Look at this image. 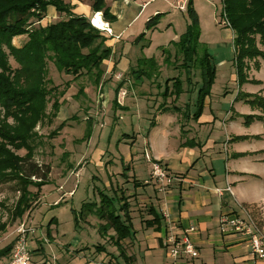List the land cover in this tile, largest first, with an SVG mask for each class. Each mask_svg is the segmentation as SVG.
<instances>
[{
  "label": "rangeland",
  "instance_id": "obj_1",
  "mask_svg": "<svg viewBox=\"0 0 264 264\" xmlns=\"http://www.w3.org/2000/svg\"><path fill=\"white\" fill-rule=\"evenodd\" d=\"M188 2L189 0L187 5ZM192 3L199 17L200 40L206 44L216 66L211 89L214 103L210 111L214 110L218 118L215 124L200 125L191 122L187 129L198 131L203 143L211 136V139L217 141L218 149H222V152L228 134L237 137L248 134L249 131L255 133L253 138L259 142L233 141L232 144L235 142L239 144L234 146L230 143V153H233V147L238 149L254 147L250 144H259L264 148V141L260 140V133L264 131L263 121L255 120L246 125L244 117H241L242 114H261L259 107L240 100L234 104L239 93V85L236 81L237 69L232 60L233 34L227 25L226 17L222 15L223 2L192 0ZM47 12L50 16L56 13L51 5L47 7ZM186 12L183 13L173 7L170 13L176 14L178 20L174 28L166 32H162L165 27L154 30L150 28V34L145 38L137 42L125 41L113 47L110 58L103 65L104 74L100 83L95 81L94 74L82 75L74 80L71 75L60 72L54 64L49 63V76L53 83L59 86L56 96L61 105L55 118L50 117L37 128L40 138L37 140L35 159L51 165L50 179L40 188L30 187L40 196L33 199L31 208L22 217H16L14 214L18 198L21 196L18 185L13 181L0 184V250L15 243L19 236L18 228L25 223L28 227L35 228L28 237L27 246L36 262L126 264L120 257L115 260L109 259L110 256L105 252L107 250L101 253L97 251L96 243L101 244L98 227L85 224L81 220L77 222V214L84 201H95V196L99 199V191L115 188L118 181L125 178L122 175L124 171L133 172L132 166L141 179L149 178L150 163L146 159L147 151L151 155L148 150L149 141L157 151L170 153L177 149L181 150L178 145L182 137L180 128H185L188 120L183 117V113H175L173 110L158 113L164 99L162 97L158 99L159 94L156 91L161 88L164 90L167 79L178 75L185 79L184 72L176 67L182 56L175 57L176 47L171 42L178 41L186 31V22L190 21L188 11ZM45 23L46 19L41 22L42 25H46ZM153 31L154 35H151ZM24 40L25 36H21L14 42L18 44ZM159 45H167L171 49L172 61L176 60V64L167 66L164 63L162 49L157 48ZM258 46L261 48L260 43ZM154 55L163 68L160 88H155L148 81L143 84L141 79L133 77L137 73L133 75L131 73L137 66L139 58ZM107 61L113 63L111 69ZM248 74V81L241 87L242 92L264 97V59L249 61ZM129 77L131 81L128 82ZM193 80L199 82L200 74L197 73ZM185 86L188 87L187 84ZM147 91H151L152 96H145ZM193 91L185 95L186 101L193 100ZM62 92L65 94L62 95ZM51 106L52 102L49 103V112L52 110ZM227 112H233V116L241 118L232 120V116H227L226 119L232 121L225 124L223 118ZM186 137L183 138L188 139L190 136ZM182 146L195 149L196 152L194 167L177 169L184 172V175L206 170L205 163L209 164L211 157H218L220 152V150L209 152L210 157H206L199 145ZM26 152L23 149L19 154L25 155ZM254 166V174L261 176L263 180L248 185L247 191L252 197L263 199L259 200L262 205L253 204L244 208L264 233V162H254ZM118 173L124 178L118 177ZM132 186L134 187V183ZM91 220L94 222L96 219L93 216ZM135 221L138 225V218ZM103 235L101 234L102 238L108 237V234ZM106 244L111 245L115 253L118 252L109 241ZM98 253L107 256L106 261ZM6 263L7 258H3L0 264Z\"/></svg>",
  "mask_w": 264,
  "mask_h": 264
},
{
  "label": "trees",
  "instance_id": "obj_2",
  "mask_svg": "<svg viewBox=\"0 0 264 264\" xmlns=\"http://www.w3.org/2000/svg\"><path fill=\"white\" fill-rule=\"evenodd\" d=\"M222 2V15L235 32L234 63L238 85L241 87L248 81L249 61L264 59V0ZM50 5L58 13H65L67 18L42 25L41 21L46 17L47 7ZM93 8L104 10L106 17L110 15L104 0H96ZM71 9L72 5L65 0H0V184L13 181L19 187L21 196L15 207L16 217H22L31 208L33 199L40 196L30 187L40 188L50 179L51 165L35 159L37 140L40 138L37 128L50 117L55 118L61 105L56 96L59 86L54 84L49 76V63L54 64L60 72L71 75L74 80L82 75L94 74L95 81L100 83L104 74V62L112 54V47L107 44L108 38L103 32L94 27L90 19L73 13ZM187 11L190 22L186 31L178 41L171 42L176 47L175 57L182 56L176 67L184 72L185 79L180 75L167 79L165 88L160 93L164 99L160 110L181 111L186 119L192 117L198 120L203 114L206 98L211 94L216 66L206 44L200 40V22L192 0L188 2ZM159 18V15L152 17L147 22L148 29L156 27ZM21 36H25V40L16 44L14 40ZM143 37L145 33L136 41ZM159 48L162 49L161 54L164 55V63L167 66L177 63L176 60L172 61L170 48ZM161 67L155 57H141L131 73H137L133 77L139 79L145 77L153 80L161 74ZM197 73L200 74V85L193 80ZM171 81L172 84L169 85ZM198 85L196 107L191 114L187 104L180 107L176 103L183 94L191 93ZM64 94L62 92V95ZM169 98H173L172 107L166 103ZM236 100L255 105L261 111V114L241 115L246 125L255 120L264 123V97L239 91ZM50 102L51 112L48 111ZM248 138L249 136L243 135L231 140ZM184 145L198 144L194 140H187ZM23 149L27 151L26 154H19ZM245 155L248 153H235L234 157ZM122 175L128 178L126 171ZM133 183L134 188L143 185L137 179H134ZM128 191L129 188L120 185L110 189L109 193L99 191V200L83 203L76 220L78 222L88 216H96L103 221L99 224L100 234L107 236L108 232L113 230L111 243L120 252L126 264H133L134 259L127 255L124 248V241L136 234L130 202L132 196ZM149 213L153 219L145 221L147 227L154 225L161 218L153 205L149 207ZM13 246L14 244H11L0 250V263L3 258H8ZM105 250V246H97L99 253Z\"/></svg>",
  "mask_w": 264,
  "mask_h": 264
},
{
  "label": "crops",
  "instance_id": "obj_3",
  "mask_svg": "<svg viewBox=\"0 0 264 264\" xmlns=\"http://www.w3.org/2000/svg\"><path fill=\"white\" fill-rule=\"evenodd\" d=\"M65 1L72 5L71 10L73 13L85 16L88 19H91L95 13L101 12L103 20L108 23L107 29L111 30V32L105 31L103 34L108 38L107 44L110 47L115 48V46L124 43L125 41L137 42L138 40L136 41V39L142 33H145V37L150 34L151 29H148L147 22L156 15H159L160 21L156 27L152 28V30L158 29L160 27H165L162 32L171 30L175 27V23H178L176 14L170 13L171 10L174 7L183 13H187L186 5L188 0H104V5L106 8H108L110 13V15L107 17L104 14V10L98 11L93 8V4L96 0ZM55 11L56 13L51 16L47 12L46 17L41 22L43 23V21L46 19L45 24L47 25L52 21H55L57 18H63L65 16L64 14L58 13L56 9ZM189 22V20L186 22V28ZM154 33L155 31H153L151 35H154ZM232 34L234 40L235 33L233 30ZM167 45H169V43ZM160 46L164 45H159L157 48L160 49ZM152 57H155L158 60L156 55ZM234 59L235 48L232 60L234 61ZM107 63L109 64V69H111L113 63L111 64L109 61H107ZM161 71H163V68H161ZM160 76L161 74L157 79L153 80L143 77L141 80L143 84L148 81L149 83L153 84L155 88H160V83H162ZM182 79L184 78L182 77ZM129 80L131 81L130 77L128 82ZM236 81L238 82V77H236ZM194 83L200 85V81L198 83L195 81ZM171 84L172 81L169 83V85ZM199 85L194 87L196 89L193 92V100L191 102L186 101L185 95H188V93H185L176 103L180 107H185L187 104L191 114H193L196 107L195 102L197 99V89ZM239 87L240 86H238V91H243L241 89L242 86L240 89ZM161 91L162 88L156 91V93L159 94L158 99L161 98ZM145 93V96H152L151 91H147ZM172 101L173 99L169 98L167 105L172 107L174 104ZM236 102L237 100L234 102V104ZM213 103V97L212 94H210V96L206 98L204 111L201 117L198 120H195L192 117L187 119L188 122L186 127L180 128L182 137L178 145L180 146L181 150L177 149L171 151L170 153L157 151L149 141L148 150L151 152V155L148 151L147 153L153 159L161 160L167 166L169 172H171L173 175H178L184 173L177 171L179 167L188 169L194 167L196 164L195 149L182 146L187 140H194L196 143L198 142L201 152H203L204 156L206 157L210 155V153L220 150L218 149L219 145L217 141L211 139V136H209L208 139L203 143V139L201 136H199L198 131L187 129V127L192 124L191 122L200 125H207L210 123L215 124L218 116L215 115L216 113L214 110L211 109L210 111L211 105ZM161 112L162 111L160 110L158 113ZM180 113L183 112L180 111ZM227 116H232V120L241 118L240 116H233V112H227L226 117L223 118V122L225 124L227 121H232L226 119ZM184 132L187 134L185 135ZM249 132L250 133L248 134H242L249 136L248 139H245L242 142L246 143L249 140H255L259 142V140L253 138L255 133H253V131ZM260 134V140L264 141V131ZM184 136L190 137H188V139H186L187 137L184 139ZM232 138L233 136L228 134L227 141L223 144V152L221 149L218 153V157H211L209 164L205 163V167H207L205 168L206 170L202 169L197 174L190 172L188 175H184L183 181L174 182L172 185H170V187H167L166 191L159 190V185L156 184L154 179H152V164L150 161V176L147 179H141L134 171L133 166L131 168L133 169V172L131 170L126 171V176H128L127 179L122 177L121 173H118V177L120 176L124 178L123 181H118V185L121 186V183L123 182L122 186L129 188L128 194L132 196L130 202L136 234L134 237L124 241V248L127 255L134 259V263L264 264L263 259H260L252 254L248 241V235L242 231L233 230L230 226H227L226 229H223L222 227L223 216H227L228 218L238 215L245 217L246 210L244 206H250L253 204L259 205L261 204V201L259 200H263L260 197H252L249 195L247 186L252 183L261 182L263 180L261 176L254 174L253 168L255 167L254 162H264V153H262V151L264 152V148H262L259 144H250L254 147L250 149H238L233 147V153H230L229 145H231L233 142L231 140ZM238 144L239 143L235 142L232 145L237 146ZM245 152L248 153V155L238 158L234 157L235 153ZM173 160L176 162H173ZM179 161L181 163H179ZM134 179L142 182L143 185L138 188H134L132 186ZM126 182L128 183L126 184ZM228 186L231 187L232 191L227 190ZM219 191L222 192L220 193ZM105 192L109 193V190L106 189ZM95 200L98 201L99 199H97L95 196ZM85 202L86 201L83 203ZM151 205L154 206L161 218H159L154 225L147 227L145 225V221L153 219V216L149 213V207ZM91 217L93 216L81 219V221L85 224L92 225L93 227H98L99 231V224L103 221H100L96 216H94L96 220L93 222ZM137 218L139 222L138 225L135 221ZM255 224L260 229L258 224ZM191 226H195L197 229L196 232L192 233L191 238L198 248L199 255L195 258L183 257L180 259H174L170 257L166 246L167 238L172 235L179 236ZM113 234V230L108 232V237L102 238L100 234L99 242L101 244H98L97 242L96 247L99 245L105 246L107 250L105 252L110 256L109 259L113 258V260H115L117 257L122 258L120 256V252L118 251L115 253V250H113L111 245L106 244L108 241L111 243L110 236ZM99 256H101L104 261H106L107 256H104V254H99Z\"/></svg>",
  "mask_w": 264,
  "mask_h": 264
},
{
  "label": "built area",
  "instance_id": "obj_4",
  "mask_svg": "<svg viewBox=\"0 0 264 264\" xmlns=\"http://www.w3.org/2000/svg\"><path fill=\"white\" fill-rule=\"evenodd\" d=\"M99 19L103 23V27L97 26V21H99ZM90 22L102 32H111L110 29H107L108 23L103 20L101 12L95 13L90 19ZM146 158L152 164L151 177L155 180L156 184L159 185V190L166 191L167 187H170L174 182L183 181L184 177L182 175H173L161 160L153 159L148 153L146 154ZM227 190H231L230 186L227 187ZM219 192L221 193L222 191ZM227 226H230L233 230L242 231L248 235L252 254L264 260V233H262V231L256 226L249 214L245 215V217L238 215L228 218L227 216H223L222 227L223 229H226ZM196 230L195 226H191L179 236L172 235L168 237L166 240V246L169 256L174 259L197 257L199 251L191 238L192 233L196 232ZM34 231L35 228L28 227L25 223L20 225L17 232L19 236L14 243L11 254L7 258L6 264H50L47 262L39 263L33 260L32 252L27 246V240L30 234Z\"/></svg>",
  "mask_w": 264,
  "mask_h": 264
},
{
  "label": "bare ground",
  "instance_id": "obj_5",
  "mask_svg": "<svg viewBox=\"0 0 264 264\" xmlns=\"http://www.w3.org/2000/svg\"><path fill=\"white\" fill-rule=\"evenodd\" d=\"M97 26L98 27H103V23L100 21V19H99V21H97Z\"/></svg>",
  "mask_w": 264,
  "mask_h": 264
}]
</instances>
